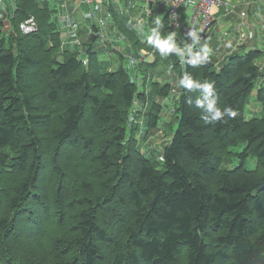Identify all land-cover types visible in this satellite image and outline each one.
Wrapping results in <instances>:
<instances>
[{"label": "trees", "instance_id": "trees-1", "mask_svg": "<svg viewBox=\"0 0 264 264\" xmlns=\"http://www.w3.org/2000/svg\"><path fill=\"white\" fill-rule=\"evenodd\" d=\"M156 7L147 9L142 35L115 23L134 50L139 85L126 68L101 66L96 37L84 48L86 66L63 50L68 36L38 0L0 4V264H28L16 239L42 258L34 264H264V52L219 62L208 51L207 62L191 65L205 55L201 30L191 53L162 56L148 43L156 21L161 36L176 30L166 9L157 19ZM29 17L37 31L24 34ZM157 65L169 79L210 82L213 93L153 81L148 70ZM145 91L160 98L151 97V129L160 113L154 101L163 106L175 95L176 128L163 142L161 166L135 139ZM210 101L235 116L206 122ZM247 109L255 115L246 118ZM250 157L252 170L244 165ZM235 158L240 165L225 169ZM50 216L64 230L47 245Z\"/></svg>", "mask_w": 264, "mask_h": 264}, {"label": "crops", "instance_id": "crops-1", "mask_svg": "<svg viewBox=\"0 0 264 264\" xmlns=\"http://www.w3.org/2000/svg\"><path fill=\"white\" fill-rule=\"evenodd\" d=\"M38 1L40 5H45L55 10L54 17L56 22L68 36L62 42L61 48L75 51L80 60L87 59L84 48L89 42L91 35L94 34L92 27H94L96 21L104 22L110 37L107 36L103 45L100 41L95 42L98 45L100 44L97 51H99L98 57L101 66L113 71L120 67L125 68L124 64L126 63L131 71L132 79L139 82V85L142 84L143 76L135 73V68L128 60L129 56H133V48L129 45L125 35L118 33L116 25L108 26V17H105L106 19L99 17L100 19H98L97 15L93 16L89 8L82 4V0ZM109 1L111 0H93V3L99 4L98 13L104 15L105 8L103 5ZM148 2L150 0H147V4ZM2 3L3 6L5 4L6 7L11 8L14 0H2ZM213 19V26L205 34L206 37H203L202 43H204L203 46L209 49L210 53L217 57L219 62L233 54H244L253 50L264 52V0H223L221 7L213 9ZM183 23H185V18ZM200 32L198 36L202 38ZM178 33L182 36L187 35L181 31ZM139 34L142 35L141 33ZM178 40L176 39L177 46L184 49L185 40L182 39V44ZM142 51L145 52L144 50ZM145 53L146 57L142 58H144L146 63L153 64L155 56ZM260 66L264 69V57L260 61ZM165 71L166 68L157 65L155 70H148V75L153 81H156L157 77L160 76V81L164 83L166 82L170 85H176V81L179 83L178 78L176 80L167 78L164 74Z\"/></svg>", "mask_w": 264, "mask_h": 264}, {"label": "rangeland", "instance_id": "rangeland-1", "mask_svg": "<svg viewBox=\"0 0 264 264\" xmlns=\"http://www.w3.org/2000/svg\"><path fill=\"white\" fill-rule=\"evenodd\" d=\"M154 3H156V17L157 19H161L165 14V8L162 5L161 0H150ZM111 5V6H110ZM194 3L192 0H185L184 4L180 6L179 8V17H178V23L181 25H187L189 24V18L193 14V6ZM103 7L104 15L101 13H98V11L94 12V15H97L98 19L99 17H108V26H114L116 24H123L126 26L130 25L134 31L143 34V22L148 21V11H147V0H111L107 4H104ZM110 9L113 11V16L110 13ZM141 10V12H140ZM137 15H136V14ZM135 15V17H134ZM136 16L141 17L144 21L139 24L137 22ZM185 18V23L184 22ZM106 19V18H105ZM202 30L201 27L198 28L197 34ZM181 30H176V39L182 41L184 39L185 43L183 45V50H185V47L189 44H192V41L188 39V36H182L180 33H178ZM118 33H120L118 31ZM63 34H66L64 31ZM178 40V41H179ZM182 44V42H181ZM204 43H202V49H204L205 46H203ZM194 46V45H193ZM192 46V48H193ZM146 52V51H145ZM142 53V52H141ZM140 54V53H139ZM143 57H146V53L143 54ZM124 67L130 72L129 67H127V64H124ZM174 89V86H173ZM143 91V90H142ZM177 91V89H176ZM254 94L255 91L251 97L250 103L254 102ZM143 95L145 96V101L142 102L141 109L139 110L138 116L140 117V120L138 121L137 125V137L135 138L138 142V147L140 149V152L142 154L144 153L148 158H150L152 161L156 162L157 165L161 166L162 161V154H163V142L171 141L172 135L175 131V125L173 123V116H172V109L175 107V95L173 92L170 93L168 98L161 102L163 106L160 105V102L154 101V103L160 107V113H159V121L158 125L155 128H148V113L149 110L151 111V108L153 106V100L151 97H154L153 93L144 92ZM157 100H160L159 96L155 97ZM252 109V106L250 107ZM253 115H255L252 112H249L248 109L246 110L245 116L246 118H250ZM244 144H239L236 148H233L236 152H241L244 149ZM240 160L238 158L232 159L231 162H228L226 164H223L225 169H234L238 165H240ZM245 168L248 170H252L255 168L256 161L254 157L248 158L245 163ZM162 168V167H160ZM68 220H65V226L67 228L68 226ZM18 230V227L15 228V232ZM64 230V228H61L58 226L57 219L55 216H50L46 222V232L44 234V241L48 245L49 242V236H52L56 233H61ZM13 244L19 248L18 253L22 254L23 252L27 256V262L28 264H34V262L41 261L42 258L39 257L36 252L31 251L29 249H25L24 246H22L21 239H16ZM12 248V247H11ZM10 248V249H11ZM49 250V247H48ZM12 251V250H11Z\"/></svg>", "mask_w": 264, "mask_h": 264}, {"label": "built area", "instance_id": "built-area-1", "mask_svg": "<svg viewBox=\"0 0 264 264\" xmlns=\"http://www.w3.org/2000/svg\"><path fill=\"white\" fill-rule=\"evenodd\" d=\"M163 6L167 10L169 14V18L171 20V27L173 30L181 29L184 33H188L191 30H195L197 32L198 25L201 26L202 30L204 32H208L210 28L213 25V9L219 8L223 4V0H192L194 3L193 7V14L189 18V24L180 26L178 23V14H179V8L181 5L184 4L185 0H162ZM2 3V0H0V4ZM82 4L87 6L90 10V12L94 16V12L98 11L99 4L93 3V0H82ZM244 15V14H242ZM137 22L141 24L144 20L141 17H136ZM23 25V27H22ZM96 31L94 32L95 37L98 41L105 43L107 36L110 37V34L102 21H96L95 23ZM20 30L24 34L34 33L37 31V24L33 17H29L26 19L21 25ZM66 34H62L63 40L66 39ZM143 54L145 52H140L139 56L140 58L143 57ZM130 64L135 63V58L133 56H130L129 58ZM83 64L87 65V60L82 61Z\"/></svg>", "mask_w": 264, "mask_h": 264}, {"label": "clouds", "instance_id": "clouds-1", "mask_svg": "<svg viewBox=\"0 0 264 264\" xmlns=\"http://www.w3.org/2000/svg\"><path fill=\"white\" fill-rule=\"evenodd\" d=\"M162 27V23L157 20L156 26L152 29L151 35L148 38V43L152 45L155 49H157L162 56H167L169 53H176L178 56L182 57L184 50L178 47L176 44V33L172 32L165 36H161L159 30ZM187 36L191 38L192 44L187 45L185 48L188 53H191V48L199 41V36L195 30L189 31L187 33ZM208 51L209 49L205 47L203 49V52L205 53L204 56H200L197 54L196 57L189 60L188 63L191 65H196L198 63L207 62ZM179 85L187 89H192L194 87L201 88L202 92L206 96L211 95L213 93L212 84L210 82H205L203 85H200L184 75L180 78ZM197 103L199 105V101ZM206 110L211 113L210 120L206 122L219 120L225 115V113L229 117L235 116V112H233L230 108H225L224 112H221L220 109L215 106V101L208 102L206 105Z\"/></svg>", "mask_w": 264, "mask_h": 264}, {"label": "water", "instance_id": "water-1", "mask_svg": "<svg viewBox=\"0 0 264 264\" xmlns=\"http://www.w3.org/2000/svg\"><path fill=\"white\" fill-rule=\"evenodd\" d=\"M153 6H154V3H153L152 1H150V2L148 3L147 9H148V10H152V9H153ZM94 40H95V35L92 34V35H91V41H94Z\"/></svg>", "mask_w": 264, "mask_h": 264}, {"label": "bare ground", "instance_id": "bare-ground-1", "mask_svg": "<svg viewBox=\"0 0 264 264\" xmlns=\"http://www.w3.org/2000/svg\"><path fill=\"white\" fill-rule=\"evenodd\" d=\"M162 1V0H161ZM163 2V1H162ZM163 5V4H162ZM164 7V6H163ZM165 8V7H164Z\"/></svg>", "mask_w": 264, "mask_h": 264}]
</instances>
